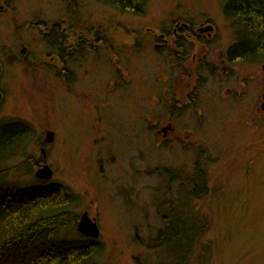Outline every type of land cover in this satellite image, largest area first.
<instances>
[{
    "label": "rangeland",
    "instance_id": "obj_1",
    "mask_svg": "<svg viewBox=\"0 0 264 264\" xmlns=\"http://www.w3.org/2000/svg\"><path fill=\"white\" fill-rule=\"evenodd\" d=\"M229 1L150 0L136 16L97 0H0V131L19 123L30 127L3 165L0 203L8 196L10 201L0 204V215L26 199L20 191L31 185L49 190L61 184L74 197L65 211L77 223L83 213L96 221L95 264H176L169 254L175 244L164 240L156 246L157 231L164 232L163 222L170 219L181 228L199 227L183 210L158 207L199 169L208 192L189 207L208 224L202 243L210 245L211 256L203 264H264V119L249 125L241 105L218 99L227 86L217 83L214 92L205 84L203 116L173 120L182 144L160 142L153 129L169 122L157 101L166 99L164 90L171 84L178 85L172 40L167 46L173 49L160 52L154 49L159 36L171 35L178 23H210L217 43L201 46L213 52L232 46L237 27L223 13ZM56 25L71 40L81 34L95 48L86 46L87 66H77L71 86L56 78L58 65L43 36ZM196 68L183 67V72L189 77ZM241 70L250 97L258 83L249 75L259 71V64L247 63ZM163 80L165 86L158 82ZM47 131L54 141L43 146ZM43 165L53 177L39 183L34 173ZM174 172L179 177L170 182L166 175ZM76 226L27 251H12L2 264H27L49 248H67L79 236Z\"/></svg>",
    "mask_w": 264,
    "mask_h": 264
},
{
    "label": "trees",
    "instance_id": "obj_2",
    "mask_svg": "<svg viewBox=\"0 0 264 264\" xmlns=\"http://www.w3.org/2000/svg\"><path fill=\"white\" fill-rule=\"evenodd\" d=\"M97 1L120 13L139 16L144 13L150 0ZM226 12L235 21L234 26L237 27L239 40L242 42L238 49H245L243 54L238 53V56L246 57L248 60L258 57L264 59V0H230L226 5ZM58 38L46 35L44 40L47 44H52L57 42ZM29 134L30 127L23 123L13 127L8 125L2 127L0 131V181L5 175V168H3L5 161L11 159L14 153L16 154L17 149L20 148L19 143H23ZM196 171L182 184L187 196V208L183 209V214L189 215L192 219L191 223L198 225L199 228H181L174 222V219H170L167 223L162 221V228H165L166 224L168 227L164 232L162 228L158 230L154 239L156 246H163L162 243H166L165 241L175 244L176 251H170L169 254L175 259L176 264H189L193 258L199 259L197 264H203L211 256L210 245L202 243L207 222L198 213H190L191 200H200L206 197L208 192L203 172L199 169ZM175 173L166 175L170 178V182L175 180L171 179L172 177L177 178ZM33 186L31 185L25 193L20 191L22 196H28L26 199L19 202L15 208L6 209L0 215V264L4 261V257H8L12 251H20V249L27 251L34 248L36 243L43 240L51 241L59 231L75 228L77 224V217L65 211L66 207L74 201V197L63 185L49 186V190L41 185ZM4 198L1 203L7 206L10 197ZM166 209L173 210L174 208L166 207ZM168 233L171 234L168 236ZM73 240L74 243L68 245L67 248L65 245H57V247L49 248V251L38 253V256L29 260L27 264H95L99 244L80 235Z\"/></svg>",
    "mask_w": 264,
    "mask_h": 264
},
{
    "label": "flooded vegetation",
    "instance_id": "obj_3",
    "mask_svg": "<svg viewBox=\"0 0 264 264\" xmlns=\"http://www.w3.org/2000/svg\"><path fill=\"white\" fill-rule=\"evenodd\" d=\"M192 24V22L178 23L171 35L163 33L159 36V45L154 47L157 51L168 52L169 49H173L167 46L168 41L172 40L173 50L176 51L170 57L176 64V67H174L176 68L178 85L175 87L174 84H171L170 89L164 90L166 99L157 101L160 107L163 106L161 109L169 114L167 117L169 122L164 120L158 126L153 127L154 136L157 139L160 138V142L169 140L174 146L182 144V141L181 135L176 133L178 128L173 123V120L176 118L181 119V116L189 120V117L194 119L203 116L199 105L201 101L200 93L205 84L212 86L214 92H218L215 87L217 83L223 85V87L227 86L224 89H220L217 96L218 99L221 102H228L232 105H241L244 108L245 115H247L249 125L259 126L261 120L264 119V71L262 70L264 62H259L262 61L260 57L248 60L246 57L238 56V53L243 54V51H245V49H238L242 44L241 40H239L238 32H236V39L232 46H226L214 52L212 50L206 51L201 45H206L207 43L215 45L217 43L216 40H212V25L206 23L194 27ZM208 26L212 30L205 32ZM177 30L179 31L177 32ZM46 35H50L52 38L59 37L57 42L49 44L48 47L52 50L51 55H54L53 60L58 65L57 69L53 68L56 78L66 86L73 85L76 81L75 70L77 66L79 68L87 66L85 48L90 44L85 43V38L81 34L77 35L76 39L71 40L68 38L69 35L66 34V30H61L58 25L47 29ZM43 36L45 37V35ZM94 42V44L97 43L96 40ZM99 43L101 45L100 40ZM94 49L92 46V50ZM51 55L49 54L48 56ZM247 63L259 64V71L249 75V79L258 83L257 90L250 93V97L248 95V81L244 79L247 76L245 70H241V67ZM183 67L188 69L197 68L188 77L187 72H183ZM201 72L207 73L205 78L202 77ZM82 74L85 76L87 72L83 71ZM158 82L163 83L162 86H165L166 80ZM178 104L181 106H178ZM176 177L178 178L179 176Z\"/></svg>",
    "mask_w": 264,
    "mask_h": 264
},
{
    "label": "water",
    "instance_id": "obj_4",
    "mask_svg": "<svg viewBox=\"0 0 264 264\" xmlns=\"http://www.w3.org/2000/svg\"><path fill=\"white\" fill-rule=\"evenodd\" d=\"M210 30L211 27H207L205 29V32H208ZM262 70L264 71V66L262 67ZM0 99H1V95H0ZM53 140H54V134L52 132H46L42 144L43 145L52 144ZM41 153L43 154V158H44L45 153L43 149L41 150ZM34 176L37 180L49 181L52 179V171L49 169L48 166L43 165L35 172ZM76 231L82 237H86L91 240H96L99 238V230L96 221L94 219H91L86 213L80 216L76 226Z\"/></svg>",
    "mask_w": 264,
    "mask_h": 264
},
{
    "label": "bare ground",
    "instance_id": "obj_5",
    "mask_svg": "<svg viewBox=\"0 0 264 264\" xmlns=\"http://www.w3.org/2000/svg\"><path fill=\"white\" fill-rule=\"evenodd\" d=\"M224 13V16L227 18V19H232L230 15L227 14L226 10L225 12L223 11ZM171 179H175L174 177H172ZM181 189L179 192H176L175 194L173 195H165L162 199H163V202L161 200V204H162V207H158V208H161V209H166V207L168 208H174V209H177V210H183L184 208H187L186 206V191ZM166 197V198H165ZM84 214V213H83ZM87 214V213H86ZM82 215V214H81ZM207 228H208V224H207ZM207 231V229H206ZM205 231V232H206ZM7 257H4V260H6Z\"/></svg>",
    "mask_w": 264,
    "mask_h": 264
}]
</instances>
